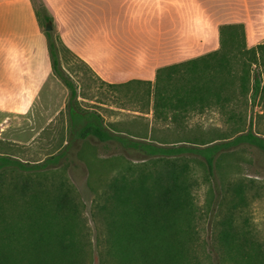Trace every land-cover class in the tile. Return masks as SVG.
<instances>
[{
	"label": "rangeland",
	"instance_id": "374dc122",
	"mask_svg": "<svg viewBox=\"0 0 264 264\" xmlns=\"http://www.w3.org/2000/svg\"><path fill=\"white\" fill-rule=\"evenodd\" d=\"M34 3L45 32L48 23L42 2ZM235 24H243L247 48L264 44V20ZM50 32L56 37L54 29ZM59 53L62 66L78 86L81 107L97 111L116 132L159 144L202 145L235 136L247 129L252 118L253 131L264 137V103L250 108L249 79H242V74L223 78L221 96L215 95L203 108L159 116L154 113L150 84L114 86L62 45ZM39 98L32 112L0 114V154L37 163L63 149L70 133L69 92L56 77L44 85ZM188 163L189 206L177 213L154 207L148 216L134 208L141 205L139 191L132 190L126 195L129 201L121 202L112 185L144 170L152 172L154 166L112 145L77 142L61 169L32 176L25 197L15 186L28 176L6 173L0 176V247L29 253L41 231L52 249L56 235H67L74 264H264L261 156L250 148L224 153L218 164V185L201 160ZM151 177L148 174L146 185L150 186ZM59 181L71 190L74 210L67 216L56 214L48 201Z\"/></svg>",
	"mask_w": 264,
	"mask_h": 264
},
{
	"label": "trees",
	"instance_id": "16d2710c",
	"mask_svg": "<svg viewBox=\"0 0 264 264\" xmlns=\"http://www.w3.org/2000/svg\"><path fill=\"white\" fill-rule=\"evenodd\" d=\"M42 11L45 22L52 23L53 20L47 14L43 4ZM36 13L40 18L39 10H36ZM45 36L53 73L69 92L66 108L70 133L63 149L41 162L30 163L0 154V176L6 173L28 176V179H24L25 182L16 183L15 189L21 196L25 197L27 190H30L32 176L61 169L70 160L74 145L86 140L112 145L120 152L132 155L137 160L150 162L154 166L152 172L144 170L136 178L123 177L112 185L114 195L121 202L129 201L126 195L132 190L139 191L141 205H136L134 208L144 216L154 212V207L173 213L185 211L189 206L188 197L185 196L189 189L186 181L190 168L189 161L201 160L207 168L210 179L217 185L218 164L221 156L226 152L250 148L261 156L264 163V137L253 131L252 118L247 129L238 131L235 136L202 145L190 141L170 145L159 144L110 129L101 114L81 107L78 86L61 64L60 45L66 51H71L62 44L59 37H54L51 32L45 31ZM219 37V49L159 68L154 82L130 80L113 85L122 86L133 82L150 84L149 92L153 96L154 113L162 116L169 112L177 113L188 111L190 108H203L215 95L218 98L221 96L224 88L219 84L223 78H236L242 74V79H249L247 101L250 108L254 110L258 105L262 106L264 103V44L247 48L243 24L220 26ZM81 61L86 64L83 60ZM237 67L241 68V73ZM148 174L152 176L150 186L146 185ZM48 201L58 215L67 216L74 210L71 190L64 182L55 183ZM41 233V231L37 232V238L33 242L34 248L29 253L22 254L9 247H0V264H74L69 252L72 244L67 239V235H56L53 244L55 249H52ZM13 254L14 256H11Z\"/></svg>",
	"mask_w": 264,
	"mask_h": 264
},
{
	"label": "crops",
	"instance_id": "0c3cea01",
	"mask_svg": "<svg viewBox=\"0 0 264 264\" xmlns=\"http://www.w3.org/2000/svg\"><path fill=\"white\" fill-rule=\"evenodd\" d=\"M40 1L62 44L109 84L154 81L217 49L220 26L264 20V0ZM54 79L34 0H0V114L32 112Z\"/></svg>",
	"mask_w": 264,
	"mask_h": 264
},
{
	"label": "water",
	"instance_id": "95a60500",
	"mask_svg": "<svg viewBox=\"0 0 264 264\" xmlns=\"http://www.w3.org/2000/svg\"><path fill=\"white\" fill-rule=\"evenodd\" d=\"M52 30H53L52 23H48V24L46 25L45 31H46V32H50V31H52Z\"/></svg>",
	"mask_w": 264,
	"mask_h": 264
}]
</instances>
